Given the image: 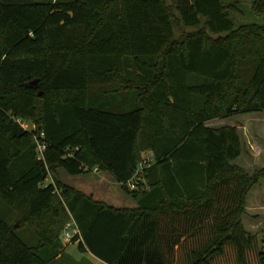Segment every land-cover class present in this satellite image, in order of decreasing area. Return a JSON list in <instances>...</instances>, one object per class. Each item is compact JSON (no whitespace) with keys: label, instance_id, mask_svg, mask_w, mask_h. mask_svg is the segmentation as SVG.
<instances>
[{"label":"trees","instance_id":"trees-1","mask_svg":"<svg viewBox=\"0 0 264 264\" xmlns=\"http://www.w3.org/2000/svg\"><path fill=\"white\" fill-rule=\"evenodd\" d=\"M241 1L175 0L183 25L204 19L175 40L169 0H0V264H93L64 251L70 218L100 264H264L243 224L264 167L235 164V126H206L264 112V22L236 26ZM144 150L136 208L44 183L97 167L126 187Z\"/></svg>","mask_w":264,"mask_h":264},{"label":"rangeland","instance_id":"rangeland-1","mask_svg":"<svg viewBox=\"0 0 264 264\" xmlns=\"http://www.w3.org/2000/svg\"><path fill=\"white\" fill-rule=\"evenodd\" d=\"M174 12V39L179 38L187 33L195 32L203 28L204 19H201V24L198 27H188L183 25L178 20V14L175 10V0H169L168 2ZM257 3L256 0H242L239 2V12H230L231 18L234 20L235 25L242 23H263L264 17H260L253 13L254 6ZM214 38L217 34L209 33ZM215 127L223 126H235L238 130L242 152L239 158L235 160V164L244 168L249 174H253L259 169L264 167V112H252L234 115L227 118L214 119L211 121ZM24 125L29 129L36 130L37 126L33 122L24 121ZM149 154V155H148ZM148 157L151 153L146 150L142 152V161L146 156ZM94 168H87V171L80 175H69L62 169L58 168L55 174H51L44 181L47 184L49 181L58 179L66 186L73 187L81 190L87 195H91L93 198L100 199L106 204L112 205L119 208H136V200L133 194L139 191L149 190L147 180L138 190L131 191L125 186L114 181L112 176L108 173L103 175V171L94 172ZM99 173V174H97ZM262 197L264 198V180L258 185ZM70 218L69 221H71ZM246 224H257L259 225L256 231L257 238H259V244L264 249V204L263 207L254 206L246 209L244 216ZM68 221V222H69ZM19 223H15L17 227ZM62 235V233H61ZM64 251L66 253L80 254L81 258H89L85 253L78 250L77 244L70 242H63ZM91 261V259H89ZM68 262H72L69 258ZM93 263V261H91ZM54 264V263H52ZM94 264V263H93Z\"/></svg>","mask_w":264,"mask_h":264},{"label":"built area","instance_id":"built-area-1","mask_svg":"<svg viewBox=\"0 0 264 264\" xmlns=\"http://www.w3.org/2000/svg\"><path fill=\"white\" fill-rule=\"evenodd\" d=\"M18 122L24 129L33 130V129H29L28 127H26L24 125L23 120H18ZM34 137L37 143V151L40 155H42L46 149V144L43 140L44 134L43 132H41L39 136L35 135ZM148 155L142 161L138 163L132 178L129 179L125 183L126 187L129 190L131 191L138 190L139 187H141L140 185L145 183L146 171H147L146 169L149 168L153 164L152 155H150L149 157ZM62 232H63L61 235L62 241L66 243L72 241L73 238L75 237H80V233H81L73 219L65 224Z\"/></svg>","mask_w":264,"mask_h":264},{"label":"crops","instance_id":"crops-1","mask_svg":"<svg viewBox=\"0 0 264 264\" xmlns=\"http://www.w3.org/2000/svg\"><path fill=\"white\" fill-rule=\"evenodd\" d=\"M212 121V120H211ZM211 121H208L207 123H206V126H208V127H213V128H218V127H215L213 124H211L212 122ZM96 169V170H95ZM94 172H98V171H100L97 167H95L94 168V170H93ZM97 174H99V173H97ZM106 174H108L107 172L106 173H103V175H106ZM51 181H52V179H51ZM51 181H49V182H51ZM259 188H258V186L257 187H255L250 193H249V195H248V198H247V208H249V207H254V206H261V207H263V204H264V198L262 197V194H261V192H260V190H258ZM94 199H96V200H99L100 201V199H98V198H94ZM246 208V209H247ZM243 224H244V227L246 228V230L248 231V232H250V233H252V234H254V235H256V231L258 230V227H259V225H257V224H254V223H251V224H246V222H245V220H244V218H243ZM257 236V235H256ZM68 254H70V255H72V257L75 259V260H77V261H79L80 259H81V255L80 254H75V253H68ZM89 258L88 259H91V261H93V263L94 264H100V262L98 261V260H96L95 258H93V257H91L90 255H88V254H86Z\"/></svg>","mask_w":264,"mask_h":264},{"label":"water","instance_id":"water-1","mask_svg":"<svg viewBox=\"0 0 264 264\" xmlns=\"http://www.w3.org/2000/svg\"><path fill=\"white\" fill-rule=\"evenodd\" d=\"M37 83H38L37 80H33V81L30 82V86H36ZM39 95H41V92H39Z\"/></svg>","mask_w":264,"mask_h":264}]
</instances>
